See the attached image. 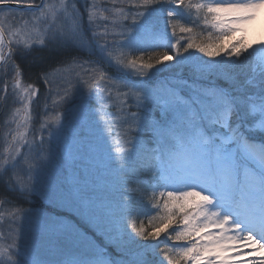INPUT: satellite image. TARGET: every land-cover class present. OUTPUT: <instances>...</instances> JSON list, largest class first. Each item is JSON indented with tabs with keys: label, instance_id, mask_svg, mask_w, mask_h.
I'll use <instances>...</instances> for the list:
<instances>
[{
	"label": "snow or ice",
	"instance_id": "1",
	"mask_svg": "<svg viewBox=\"0 0 264 264\" xmlns=\"http://www.w3.org/2000/svg\"><path fill=\"white\" fill-rule=\"evenodd\" d=\"M110 4L0 0V102L14 105L0 264H264V38L248 36L264 0ZM36 49L60 60L37 77L33 131L41 90L17 57ZM37 197L71 207L104 244L22 206Z\"/></svg>",
	"mask_w": 264,
	"mask_h": 264
},
{
	"label": "rangeland",
	"instance_id": "2",
	"mask_svg": "<svg viewBox=\"0 0 264 264\" xmlns=\"http://www.w3.org/2000/svg\"><path fill=\"white\" fill-rule=\"evenodd\" d=\"M57 2H58V0H57ZM25 18L30 19L31 18L30 14L26 13ZM15 20H17V21L20 20V13L15 14ZM248 36H249L250 40H256V39L264 38V13H260L257 17V20L254 22V24L249 26ZM55 66H56V64H55ZM131 78H132V80L136 79L135 77H131ZM37 83L39 84L38 87L41 90V95L39 97H37L36 101L34 102L36 107H35V122H34L33 131H38V129H39L40 116L43 112V104H44L43 93H45L47 91V89L45 88V86L41 80H39ZM49 103H50V99H49ZM0 104H1V102H0ZM13 108H14V105H12L11 101H9L7 104L3 103V105H1V107H0V152H2L3 148L6 146L5 140H4L5 134L8 132V129L10 127H14V125H9L6 123V120L9 117ZM109 111L112 113H115L116 110H115V108H111V109H109ZM115 131H116V129L114 128L113 132H115ZM44 135L47 138L46 132L44 133ZM9 139H10V136H9ZM36 143L38 145L39 140H37ZM44 147L50 148L51 153H52V161H51V165H50V169H49L50 174L51 175H60L64 165L61 161L60 155L57 153L55 142L52 141L51 144L46 143L44 145ZM102 147L103 146L101 145V152H102ZM22 151H26V149H22ZM33 151H35V149H33ZM21 164H23V158H21ZM3 191H4V185L2 182H0V192H3ZM25 203H26L24 205L25 208L31 207L36 211H46V212H54L55 213V212H57V211H54V208H55V209L64 210L67 213L74 212V210L69 206L59 207V206L48 205V204H46V202L42 201L39 197L32 200L30 203L29 202H25ZM46 208L48 210H46ZM49 209L50 210L52 209V211H50ZM62 218L65 220V222H70V220L68 218L67 219H65L64 217H62ZM79 220H81V219H79ZM81 222L84 224H87V223L90 224L94 229L92 231L95 232V235H97L94 226L90 222H88L86 220H81ZM70 223H72V221ZM145 223H147V220H145ZM10 227H11V225L8 222L7 216L5 215L2 219H0V233L7 235L9 233ZM86 234L89 235L90 237H93L98 242L95 235L93 236L90 233H86ZM97 236H100V235H97ZM100 238L103 241V243L101 242L100 244L103 245L104 244V238H103V236H100ZM26 239H27V236H22V238L20 239L19 242H20V245L22 247L25 244ZM163 239H164V236L161 237V240H163ZM169 243H171V242H169ZM112 255L115 256L114 254H112Z\"/></svg>",
	"mask_w": 264,
	"mask_h": 264
},
{
	"label": "trees",
	"instance_id": "3",
	"mask_svg": "<svg viewBox=\"0 0 264 264\" xmlns=\"http://www.w3.org/2000/svg\"><path fill=\"white\" fill-rule=\"evenodd\" d=\"M101 7H111L110 0H101ZM17 60L20 62L21 67L24 70V80L27 82H35L38 86L39 84L37 82L39 81V79L37 77L39 76L41 70L42 69L46 70L49 68L50 65L57 64L58 61L60 60V57L56 53L48 49H43V50L36 49L35 51L32 52L31 55L27 56L26 58L23 59L17 58ZM132 111L134 110L132 109ZM148 135L149 134L147 132L143 133V136L145 138H147ZM25 204H26L25 202H23L22 204L24 208H25L24 206ZM52 209L49 210L52 211ZM46 210L48 209L46 208ZM54 211H57L55 212L56 215L58 216L61 215L60 217H64L65 219L68 218L70 222L72 221L73 224H75L78 228L82 229L85 233H91L88 229L87 224L82 223L81 220H79L76 217L74 212L67 213L64 210L55 209V208ZM95 236L99 244L101 242L103 243L100 236L97 235ZM108 251L114 254L115 256L117 255V253L111 246L108 247Z\"/></svg>",
	"mask_w": 264,
	"mask_h": 264
},
{
	"label": "bare ground",
	"instance_id": "4",
	"mask_svg": "<svg viewBox=\"0 0 264 264\" xmlns=\"http://www.w3.org/2000/svg\"><path fill=\"white\" fill-rule=\"evenodd\" d=\"M17 58H20V57L18 56ZM50 66H51V67H54L55 64H52V65H50ZM1 105H3V102H1L0 107H1ZM87 226H88L89 231L91 232L90 234L94 235L95 232L92 231V230H94L93 227H92L90 224H88V223H87ZM246 251H247V250H246ZM250 258H251V257H250Z\"/></svg>",
	"mask_w": 264,
	"mask_h": 264
}]
</instances>
